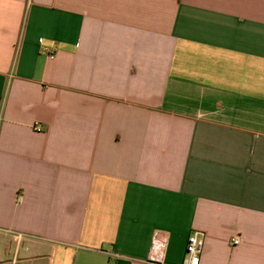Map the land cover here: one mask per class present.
I'll list each match as a JSON object with an SVG mask.
<instances>
[{
  "label": "crops",
  "instance_id": "obj_1",
  "mask_svg": "<svg viewBox=\"0 0 264 264\" xmlns=\"http://www.w3.org/2000/svg\"><path fill=\"white\" fill-rule=\"evenodd\" d=\"M194 231L264 264V0H0V264H156L155 232L182 264Z\"/></svg>",
  "mask_w": 264,
  "mask_h": 264
},
{
  "label": "built area",
  "instance_id": "obj_2",
  "mask_svg": "<svg viewBox=\"0 0 264 264\" xmlns=\"http://www.w3.org/2000/svg\"><path fill=\"white\" fill-rule=\"evenodd\" d=\"M36 130H40V126H35ZM203 233L200 231H194L188 237L186 246V254L182 264H195V261L200 254L203 247V240L200 236ZM240 241L239 236L232 238V244H238ZM167 248V239L161 237L159 232H155L150 248L149 260L156 264H167L165 263V250Z\"/></svg>",
  "mask_w": 264,
  "mask_h": 264
}]
</instances>
